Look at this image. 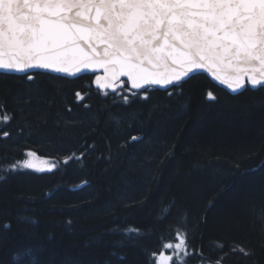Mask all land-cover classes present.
I'll use <instances>...</instances> for the list:
<instances>
[{
	"label": "trees",
	"instance_id": "1",
	"mask_svg": "<svg viewBox=\"0 0 264 264\" xmlns=\"http://www.w3.org/2000/svg\"><path fill=\"white\" fill-rule=\"evenodd\" d=\"M54 77L0 74V264H155L178 235L185 264H264V90Z\"/></svg>",
	"mask_w": 264,
	"mask_h": 264
},
{
	"label": "snow or ice",
	"instance_id": "2",
	"mask_svg": "<svg viewBox=\"0 0 264 264\" xmlns=\"http://www.w3.org/2000/svg\"><path fill=\"white\" fill-rule=\"evenodd\" d=\"M30 70L54 78L102 73L95 77L97 87L112 92L127 83L145 92L159 86L171 95L202 73L233 95L246 84L264 90V0H0V72L24 73L32 81ZM76 97L83 99L79 92ZM207 98L217 99L211 91ZM123 100L128 103L127 96ZM10 119L2 116L5 124ZM42 163L17 161L10 170L56 168ZM177 239L164 247H174L177 264H185L179 254L186 253L187 242L183 235ZM234 251L254 255L243 247ZM173 260L161 253L155 264Z\"/></svg>",
	"mask_w": 264,
	"mask_h": 264
},
{
	"label": "water",
	"instance_id": "3",
	"mask_svg": "<svg viewBox=\"0 0 264 264\" xmlns=\"http://www.w3.org/2000/svg\"><path fill=\"white\" fill-rule=\"evenodd\" d=\"M30 71H33V74L42 73V74H49V75H52V76H56V74L47 73L45 70H30ZM0 74L14 75V76H27V75L24 74V73H2V72H0ZM98 74H101V75H102V73H95V72L85 71L83 74H80V75H78V77H75V78H74V77H66V76H63L62 74H61V78H65V79H69V80H75V79H78V78L83 77V76H94V77H96V75H98ZM200 75H205V76H207L213 84H215V85L218 86L219 88H221V89H223L224 91H226V92H228L229 94H231L230 90L227 89L226 86H224V85H220L218 81L213 80L212 77L210 76V74H208V73H202V74H200ZM122 79H124V80L126 81V78H122ZM93 85H94V87H95L97 90H99V91H102V92H112L111 89H106V90H101V89H99V88L97 87L96 83H95V78H94V81H93ZM128 86H129L130 91L133 92V93H141V92H145L144 89H141V90L137 91V90H135V89H131V87H130L129 84H128ZM170 87H171V86H170ZM248 88L251 89V86L246 84V85H245V90L248 89ZM118 89H119V88H117V90H118ZM150 89H157V90L162 91V92H168V91H169V89L161 88V87H159V86H151ZM117 90H116V91H117ZM245 90H243L242 92H244ZM251 90H252V89H251ZM253 91H257V90H253ZM231 95H233V94H231ZM237 95H239V94H237ZM233 96H236V95H233Z\"/></svg>",
	"mask_w": 264,
	"mask_h": 264
},
{
	"label": "rangeland",
	"instance_id": "4",
	"mask_svg": "<svg viewBox=\"0 0 264 264\" xmlns=\"http://www.w3.org/2000/svg\"><path fill=\"white\" fill-rule=\"evenodd\" d=\"M178 242H179V240H177L175 243H172L173 246H175V244L178 243ZM162 253H164V254H166V255H173L174 259H175V258L177 259V253H176L174 247H173V249H167V248H166V250H165L164 252H162ZM186 253H187V251H186ZM186 253H180V254H179V259H182ZM158 256H159V255H158ZM158 256H157V258H158ZM156 260H157V259H156Z\"/></svg>",
	"mask_w": 264,
	"mask_h": 264
}]
</instances>
